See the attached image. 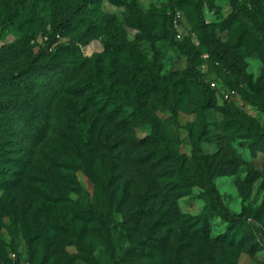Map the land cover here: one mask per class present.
Wrapping results in <instances>:
<instances>
[{"label": "rangeland", "instance_id": "rangeland-1", "mask_svg": "<svg viewBox=\"0 0 264 264\" xmlns=\"http://www.w3.org/2000/svg\"><path fill=\"white\" fill-rule=\"evenodd\" d=\"M203 3L207 24L215 27L223 43L238 52L253 83L264 87V43L260 34L233 10L229 0H203ZM0 6L3 11V0ZM132 6L138 7L142 19L158 36L157 45L162 52L159 63L147 41L138 43L137 52L116 59L105 54L106 28L110 24H115L130 42H135L140 34V16L129 9ZM169 16L173 18L175 42L189 40L194 49L200 50L196 0H174L173 7L169 0H95L76 22L73 32L53 45L51 51H56L68 47L74 36L90 34L86 36V44L76 42L75 49L61 53L72 62L68 78L59 81L53 78L34 97L28 98L31 106L40 104L41 113L36 115L29 105L25 106L19 122L22 129L14 138L16 145L7 158L0 159V165L15 173V184L10 187L0 177V264H264V142L256 144L251 139L231 137V131L225 128L228 119L223 112L230 104L220 95L229 88L226 85H237L239 91L231 105L242 112L244 123L253 120L264 128L263 98L251 89L245 77L233 76L225 70L207 73L206 79L216 78L221 91H213L215 104L209 110V141L203 144V150L218 165L228 163L227 176L215 181L217 190L229 211L257 225L263 238L245 233L239 226L230 230L229 223L210 209L204 188L200 185L184 188L178 162L161 156L159 147L152 142L132 150L123 165L117 162L121 165L117 167L112 188L100 193L94 182L97 179L107 185L109 181L108 152L123 157L119 152L127 149L124 144H137L154 136V126L172 152L179 150L183 154L184 168L198 169L191 140L198 132V108L204 98L188 73L187 56L161 38L164 19ZM24 20L32 38L2 68L23 66L31 54L38 55L45 48V37L50 33L49 8L41 5L36 14L26 15ZM25 29L6 32L0 38V47L18 42L21 47ZM99 66L105 75L115 71L118 100L124 107L113 123L100 111L104 104L86 108L84 114L96 121L99 133L94 139V150L87 157L81 133L70 116V108L80 110L84 105L75 100L72 91ZM133 84L142 85L147 94L142 107L137 106ZM12 93L16 92L0 87V99ZM115 102L110 103L109 109L117 107ZM175 108H179L178 114L174 113ZM134 113L138 118L126 124ZM186 125L193 126L191 140ZM247 180H250L248 187L243 191ZM144 199L154 217L134 225L130 222L132 212ZM7 200L13 202L15 216L9 213ZM106 202H111L114 221L110 241L95 219L96 214H108ZM168 210L175 214L172 220L161 231L151 233L155 221ZM204 214L210 216L213 243L200 252L203 242L195 237L192 257L182 261L181 235L184 230L195 235L197 218ZM56 222L67 228H58ZM37 228L50 232L31 244ZM154 234L167 238L166 247L148 248L150 255L135 254L134 247Z\"/></svg>", "mask_w": 264, "mask_h": 264}, {"label": "trees", "instance_id": "trees-1", "mask_svg": "<svg viewBox=\"0 0 264 264\" xmlns=\"http://www.w3.org/2000/svg\"><path fill=\"white\" fill-rule=\"evenodd\" d=\"M95 0H3L4 10H1L0 6V38L13 28L25 29L26 22L24 17L29 14H36L37 9L41 5H45L50 10V33L45 37V48L40 50L38 55L31 54L28 61L20 67L16 68H2L1 65L8 60L13 59L19 51H22L26 45V41H29L30 31L25 29L24 37L22 38L21 47L19 42L11 45H3L0 47V87H8L16 93L9 94L8 96L1 97L0 99V159L7 158L9 152L15 147L16 142L14 140L21 127L19 122L21 120L24 108L26 105L34 114L41 113V107L39 103H35L33 106L28 104V98L34 97L40 89L48 85L51 79L55 81L65 80L68 78L72 71L70 59L67 55L61 53H68L71 49H75L76 42L87 43V35L83 34L74 36L72 43L68 47L62 46L56 51H51L53 45L61 39V37L68 36L75 29V24L79 21L87 12L89 6L94 3ZM171 6H174V0H169ZM122 4L126 2L120 1ZM233 10L239 12L245 19H247L260 34L261 41L264 43V0H248V3L243 4L240 0H229ZM126 5V4H125ZM203 0H196V20L198 25V37L200 41V50H196L192 47L189 40H185L182 43L175 42V31L173 29V18L166 17L163 25L162 39L170 41L176 46L182 53L188 58V73L194 79L195 84L203 94V102L198 108L199 125L198 132L195 135V139H192L194 135V129L191 125H186L184 128L188 131V139L191 140L197 159V170H189L184 168V161L181 159L183 154L177 150L176 153L172 152L168 143L157 133V129L154 126V136L139 141L137 144L125 145L126 150H121L119 155L113 156L112 151L108 152L109 161V181L107 185L103 184L99 180H94L97 189L100 193L112 188L115 184L117 175L116 170L123 162H127V156L131 155L132 150L138 149L139 146H143L149 143H155L160 150V155L167 159L173 158L178 162L180 167V179L182 186L185 188H191L195 185H200L206 191V194L210 201V209L220 219L229 223L230 230H234L236 226L244 229L248 234L262 235L260 228L249 222L246 217L233 215L224 204L223 198L220 195L216 187V179L227 176V164L218 165L214 159L205 154L203 150V144L209 141V110L214 107L215 104V91L211 87V82L217 79L207 80V73H214V71L225 70L229 74L237 77H245L251 89L259 96L263 98L261 108L264 112V87L260 84H254L252 77L248 74L247 65L243 62L238 52L222 42L217 36L214 26L207 24L203 15ZM129 9L140 16L138 7L132 6ZM28 13V14H26ZM140 34H138L135 42L128 41L119 32V29L115 24H110L106 28V39L104 41L105 54L112 56L113 59L118 58L122 54L135 53L138 49V43L147 41L150 43L152 50L155 54L156 62H160L162 58V52L157 45L158 36L153 32L151 26L147 21L143 20L140 16L138 23ZM91 28L89 31H92ZM28 38V40H27ZM208 56V58H205ZM48 58L49 60H44ZM69 59V62L67 61ZM207 67L208 71L204 72L203 67ZM115 71L111 70L106 75L103 72V68L100 66L85 80H83L72 91V95L77 102H82L84 107L78 109L77 107L70 108L71 122L74 127L81 133V139L84 142L87 150V157H90L93 149L94 139L99 135L97 132L96 121L90 119L84 111L88 106L100 107L104 104V107L100 109L105 113L107 121L110 123L116 122L117 117L122 113L121 108L124 106L118 100V84L114 77ZM215 74V73H214ZM48 82V83H47ZM229 88L239 91V87L234 84L226 85ZM132 89L135 94L136 103L138 107H142L146 100L147 94H145L142 85L133 84ZM166 89H170L167 87ZM214 91V92H213ZM118 94V95H117ZM161 94L165 99V89L161 90ZM221 95V94H220ZM117 107L109 109L110 103L115 101ZM227 105L223 112L227 117L225 122V128L227 131H231L232 138L241 137L251 139L254 143L260 144L264 142V128L256 124V122L249 121L250 123H244V117L242 112L235 106L227 102ZM107 111V112H104ZM174 113H179V108L174 109ZM91 117V116H90ZM92 118V117H91ZM138 116L136 113L130 115L127 118L126 124L133 123ZM125 126V125H124ZM234 135V136H233ZM183 145V144H182ZM131 146V147H130ZM118 153V152H117ZM121 162L120 164L117 162ZM231 169V168H230ZM15 173L6 166L0 165V177L7 187L13 186ZM250 180H247L243 184V191L248 187ZM147 201L143 202L132 212L130 222L134 225H139L144 220H151L154 215L152 210L146 208ZM111 202H106L107 215L101 216L95 215V219L101 224L105 235L108 240H111V231L113 226V219L111 213ZM7 207L11 216H15L14 204L11 200H7ZM175 214L169 210L163 213L158 220L155 221L152 226L151 233L159 232L161 229L172 220ZM209 214L201 215L197 218L195 227L198 229L195 235H191L189 231H185L181 235L180 242V260H188L192 257L191 249L195 237H198L203 243L200 252H203V247L211 245L213 243L211 239V225ZM56 226L60 229L67 228V225L56 222ZM122 227V226H121ZM194 227V226H193ZM190 227L189 229L193 228ZM37 228L34 231V237L30 240V243L40 241L46 234H49L46 228L38 231ZM125 231V230H123ZM197 234V236H196ZM157 234L153 237H149L143 244L138 243L133 251L138 255H150L148 248L166 247L168 241L167 238H159ZM263 238V237H262ZM165 241H167L165 243ZM235 243V241L233 242ZM203 254V253H202ZM204 255V254H203ZM48 258V257H46Z\"/></svg>", "mask_w": 264, "mask_h": 264}, {"label": "built area", "instance_id": "built-area-1", "mask_svg": "<svg viewBox=\"0 0 264 264\" xmlns=\"http://www.w3.org/2000/svg\"><path fill=\"white\" fill-rule=\"evenodd\" d=\"M178 37H181V35H179ZM205 58H208V56H205ZM203 71L207 72L208 71L207 67L204 66ZM211 87L214 90L219 89L218 83H216L215 81L211 82ZM236 95H237V93L235 90L225 89V90L221 91V96L224 99V101H226V102H230L231 100H233L236 97Z\"/></svg>", "mask_w": 264, "mask_h": 264}]
</instances>
